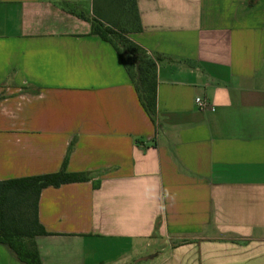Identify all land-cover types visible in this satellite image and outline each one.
Returning a JSON list of instances; mask_svg holds the SVG:
<instances>
[{"label": "crops", "instance_id": "crops-1", "mask_svg": "<svg viewBox=\"0 0 264 264\" xmlns=\"http://www.w3.org/2000/svg\"><path fill=\"white\" fill-rule=\"evenodd\" d=\"M93 3L0 0V180L89 176L41 190V264H264V0H137L154 120Z\"/></svg>", "mask_w": 264, "mask_h": 264}, {"label": "trees", "instance_id": "trees-1", "mask_svg": "<svg viewBox=\"0 0 264 264\" xmlns=\"http://www.w3.org/2000/svg\"><path fill=\"white\" fill-rule=\"evenodd\" d=\"M94 0L90 31L111 43L128 72L148 116L157 111V61L130 39L129 32L142 29L137 0ZM70 146L68 147V150ZM67 154L59 171L0 180V244L23 264H41L35 236L48 232L38 220V198L43 188L89 179L86 172H68Z\"/></svg>", "mask_w": 264, "mask_h": 264}, {"label": "built area", "instance_id": "built-area-1", "mask_svg": "<svg viewBox=\"0 0 264 264\" xmlns=\"http://www.w3.org/2000/svg\"><path fill=\"white\" fill-rule=\"evenodd\" d=\"M195 102L203 110H205V109H213V107L210 106V104L206 100H204L203 98H201L200 96H196L195 97Z\"/></svg>", "mask_w": 264, "mask_h": 264}]
</instances>
